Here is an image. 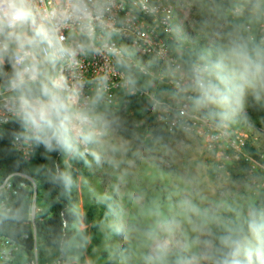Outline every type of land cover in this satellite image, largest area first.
Returning <instances> with one entry per match:
<instances>
[{"label": "rangeland", "instance_id": "obj_1", "mask_svg": "<svg viewBox=\"0 0 264 264\" xmlns=\"http://www.w3.org/2000/svg\"><path fill=\"white\" fill-rule=\"evenodd\" d=\"M167 1L188 22L209 62L242 45L264 63V0ZM215 46L220 53L213 60ZM253 96L264 99V87L246 90L240 112L249 114ZM129 107L115 109L133 113ZM249 118L263 132L256 143L262 148L264 124ZM99 127L104 135L92 153L100 159L85 156L89 174L79 177L74 191L75 227L85 228L84 218L94 209L89 250L71 264H214L211 255L219 236L232 230V218L247 221L264 193L253 179L263 183L264 177L250 176L243 167L219 170L216 157L195 135L173 134L159 141L158 124L147 112L138 123L143 130L130 139L104 121ZM70 157L65 154V166ZM47 252V264H60L54 251Z\"/></svg>", "mask_w": 264, "mask_h": 264}, {"label": "built area", "instance_id": "obj_2", "mask_svg": "<svg viewBox=\"0 0 264 264\" xmlns=\"http://www.w3.org/2000/svg\"><path fill=\"white\" fill-rule=\"evenodd\" d=\"M100 2L104 11L92 19L94 32L89 41L99 53L80 54L76 66L71 71L64 70L70 82L81 85L82 100L93 97L100 90L102 99L95 106V113L99 114L100 106L127 107L133 97L144 98L146 112L155 119L160 131L199 137L216 157L219 170L243 167L250 176L261 174L264 177V147L256 145L263 132L253 127L247 113L236 109L222 121L216 115L219 110L215 106L197 110L191 104L194 94L187 89L191 72L195 66L209 61L202 47L197 58L190 61L180 58V55L195 51L199 43L175 7L167 0ZM35 3L40 10H64L68 0H35ZM61 34L66 43L86 39L81 36L75 16L61 26ZM11 71L5 61L0 69V136L5 134L7 125L17 124L20 128L11 145L25 159L31 160L35 145L20 138L24 129L16 115L12 91L7 87ZM129 78L135 81L134 86H126ZM92 145L81 146L84 156L91 155ZM17 174L15 171L4 174L0 164V211L9 210L15 200L12 188L13 177ZM20 176L31 180L34 189L37 188L34 178L26 174ZM253 182L264 187V182L255 179ZM21 253L17 243L0 238L2 264H15ZM23 264H40L38 251L35 250Z\"/></svg>", "mask_w": 264, "mask_h": 264}, {"label": "clouds", "instance_id": "obj_3", "mask_svg": "<svg viewBox=\"0 0 264 264\" xmlns=\"http://www.w3.org/2000/svg\"><path fill=\"white\" fill-rule=\"evenodd\" d=\"M103 11L100 0H68L64 10L50 11L38 9L35 0H0V69L5 61L12 69L7 87L24 129L21 139L73 157L83 156L82 145L99 143L103 118L95 106L102 93L98 90L82 100L81 85L70 82L64 70L71 71L80 54L99 53L89 41L92 19ZM72 16L86 38L78 43H66L61 34V26ZM125 84L134 86L135 81L129 78ZM258 86L264 87V63L236 45L222 58L195 66L187 89L194 94L190 102L195 109L215 106L223 121L243 106L246 90ZM92 154L99 161V155ZM55 181L66 188L73 184L67 172L58 173ZM218 243L224 250L219 264H264V212H250L246 231L238 227L219 236Z\"/></svg>", "mask_w": 264, "mask_h": 264}, {"label": "trees", "instance_id": "obj_4", "mask_svg": "<svg viewBox=\"0 0 264 264\" xmlns=\"http://www.w3.org/2000/svg\"><path fill=\"white\" fill-rule=\"evenodd\" d=\"M251 47L253 55L256 54V43H252ZM200 50L201 44L195 51L180 55V58L193 60L201 54ZM219 53V47L215 46L212 59L215 60ZM145 101L144 98L133 97L129 104L133 113L106 105L100 106L98 112L103 120L115 128L124 139H130L136 131L143 130L142 127H138V123L146 113ZM248 111V118L254 117L257 123L264 124V99L253 96ZM248 121L252 120L249 118ZM19 128L17 124H9L4 129L5 134L0 136V164L3 167V173L9 174L13 171L18 173L13 177L12 191L15 200L9 210L0 211V238L11 239L20 246L22 253L15 264H23L35 250L39 254V263L47 264L50 260L47 249L54 251L61 264H71L74 257L81 256L89 250L87 243L91 232L88 225L93 221L94 209L92 208L84 218L86 227H75L79 214L74 209V191L79 177L89 174L85 169V156H71L68 166H65V153L49 152L42 145L39 147L35 145L32 159L27 160L11 145ZM156 134L159 141L173 137V134L164 131H158ZM32 165H34L33 169H31ZM60 172L71 175L73 184L70 188H66L62 182H54V177ZM21 174L34 178L37 188L34 189L31 180L21 178ZM21 182H24V185H21ZM263 207L264 193H261L252 211L261 213ZM230 222L232 230L243 227L246 231L247 221L240 224L232 218ZM98 242L95 240L94 244ZM223 251L217 241L211 255L214 264H219ZM106 264L117 263L109 260Z\"/></svg>", "mask_w": 264, "mask_h": 264}]
</instances>
